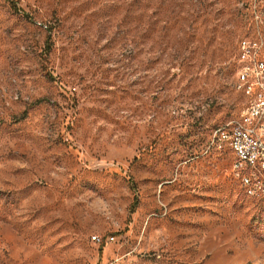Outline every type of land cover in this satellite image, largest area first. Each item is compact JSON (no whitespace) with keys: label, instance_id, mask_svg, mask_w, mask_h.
<instances>
[{"label":"rangeland","instance_id":"1","mask_svg":"<svg viewBox=\"0 0 264 264\" xmlns=\"http://www.w3.org/2000/svg\"><path fill=\"white\" fill-rule=\"evenodd\" d=\"M252 30L251 0H0V264H264V198L206 150Z\"/></svg>","mask_w":264,"mask_h":264},{"label":"built area","instance_id":"2","mask_svg":"<svg viewBox=\"0 0 264 264\" xmlns=\"http://www.w3.org/2000/svg\"><path fill=\"white\" fill-rule=\"evenodd\" d=\"M251 14L253 30L238 43L233 85L243 105L212 130L206 150L230 154L232 177L242 195L254 200L264 198V0H251Z\"/></svg>","mask_w":264,"mask_h":264},{"label":"trees","instance_id":"3","mask_svg":"<svg viewBox=\"0 0 264 264\" xmlns=\"http://www.w3.org/2000/svg\"><path fill=\"white\" fill-rule=\"evenodd\" d=\"M11 3V7L13 8V9H17L16 8V5L13 3V2H10ZM236 58H237V51H236V57H235V64H236ZM234 72H235V70H234ZM240 96V95H239ZM241 98V97H240Z\"/></svg>","mask_w":264,"mask_h":264}]
</instances>
